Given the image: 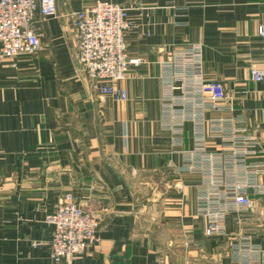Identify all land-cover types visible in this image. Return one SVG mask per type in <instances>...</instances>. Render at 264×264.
<instances>
[{"label":"crops","instance_id":"crops-1","mask_svg":"<svg viewBox=\"0 0 264 264\" xmlns=\"http://www.w3.org/2000/svg\"><path fill=\"white\" fill-rule=\"evenodd\" d=\"M56 0L34 56L0 61V264H56L59 197L99 221L73 264H264V0H108L129 8L125 102L77 61ZM222 84L214 103L203 83ZM247 185L250 209L231 204ZM220 219L221 232L206 235Z\"/></svg>","mask_w":264,"mask_h":264},{"label":"built area","instance_id":"built-area-1","mask_svg":"<svg viewBox=\"0 0 264 264\" xmlns=\"http://www.w3.org/2000/svg\"><path fill=\"white\" fill-rule=\"evenodd\" d=\"M129 11L111 1L96 0L70 15L78 63L101 95L116 102L127 101V92L118 84L127 79L131 67L141 64L138 59H130L126 52V34L133 26ZM55 15L56 0H0V61L34 56L40 49L35 21L38 17L44 21ZM249 74L255 83L264 81V69L252 67ZM200 92L214 103L226 99L222 84L217 81L203 83ZM246 188L244 184L233 185L231 204L241 209L252 207ZM219 218L210 219L207 236L221 232ZM45 223L53 227L49 256L56 264H73L97 242L98 219L77 205L71 194L59 197Z\"/></svg>","mask_w":264,"mask_h":264}]
</instances>
